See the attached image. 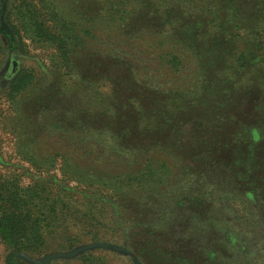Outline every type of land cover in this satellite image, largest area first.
I'll list each match as a JSON object with an SVG mask.
<instances>
[{"label": "rangeland", "instance_id": "374dc122", "mask_svg": "<svg viewBox=\"0 0 264 264\" xmlns=\"http://www.w3.org/2000/svg\"><path fill=\"white\" fill-rule=\"evenodd\" d=\"M115 1L0 0V13L20 27L24 7L27 17L33 10L47 27L54 19L59 26L51 16L58 7L96 36L69 39V59L24 27L23 43L11 47L0 37V189L24 194L40 182L59 193L60 211L66 202L73 212L47 229L42 247L22 254L49 259L44 264H84L89 251L109 264H264V215L249 226L232 213L244 212L238 201L222 207L224 192L264 193V0H131L124 19L110 22ZM144 1L148 17L130 27ZM170 11L180 14L173 27L165 22ZM166 52L180 57L177 69L161 64ZM242 52L251 66L238 61ZM14 63L35 75L15 97ZM109 75L131 83L123 82L125 108L113 101ZM202 87L217 97L204 107ZM116 131L142 144L121 143ZM162 167L169 168L163 182L155 174L142 190L135 181L128 186L129 176ZM88 231L100 238L90 240ZM10 253L0 237V264H9Z\"/></svg>", "mask_w": 264, "mask_h": 264}, {"label": "trees", "instance_id": "16d2710c", "mask_svg": "<svg viewBox=\"0 0 264 264\" xmlns=\"http://www.w3.org/2000/svg\"><path fill=\"white\" fill-rule=\"evenodd\" d=\"M131 0H117L114 3V7L107 13L108 19L110 22L118 21L119 19H124V8L130 4ZM139 3V7L137 8V11L134 12L130 17L129 23L130 27L133 26V22H140L144 21L145 18L148 17L146 15V2L144 1L143 4L141 2ZM206 1L204 2V5H206ZM5 5V3H3ZM227 5V2H226ZM4 7V6H3ZM124 7V8H123ZM218 6L214 7L212 9V15L213 20H218V15L216 13ZM28 10V8H20L19 11V17L22 19V26L17 24L16 20L13 21L11 16L7 15L4 17V12L0 13V37L4 36L9 45L12 47L13 44H15L16 39H19L20 42H24L23 37V29L26 28L27 31L31 33V38L34 40H43V41H50L53 43H56L59 47L61 56L63 58L69 59V52L70 49H68L67 41L69 39L75 40L76 42H83L85 37H94L95 34L93 33V30H91V27H80L79 29L74 27V22L70 21V19L67 17V14L65 12H62V15H60L59 9L57 7L56 10L52 9L51 16L55 17L58 21L57 26L55 23V19L51 22L54 24V26H51V28L47 27L46 22L42 20H38L36 15L34 14L35 11H30V17H27L24 10ZM62 10V11H63ZM75 11H79L78 7L75 9ZM36 13V12H35ZM77 13H80L77 12ZM157 12L154 14V18H162V13ZM82 14V13H81ZM86 13H83L84 19H90L94 20L93 17H86ZM64 15V16H63ZM216 15V16H215ZM180 14L173 13V11H170L169 14L165 17L167 18L165 22L172 23V27L174 26V21L178 20V17ZM172 20H168V18H171ZM164 24V23H163ZM162 24V25H163ZM216 24V25H215ZM192 25L187 26L186 32L191 33L193 32V29L191 28ZM214 27L216 29H220V25L216 22H214ZM138 29V28H135ZM132 28L128 30L129 35H132L131 33ZM141 31V30H140ZM96 37V36H95ZM219 48V47H218ZM3 46L0 39V61L2 59L3 55ZM113 51H118L113 49ZM121 52V50H120ZM122 53V52H121ZM115 60H118V65L121 64L123 61V56H118L115 54V56L112 57ZM238 61L241 63V60H247L246 63L243 65H249L251 66L253 61V58L249 56V54H246V52L240 53V56L237 58ZM161 64L167 63L168 65H173L174 67H179L182 63L180 57H178L173 52H166L163 53V55L160 57ZM117 64V61L114 63ZM14 74L12 77V80L9 84V93L11 96L15 97L18 94L25 91L31 84H33L35 80V75L33 72L26 68H17L16 63H14ZM202 67L208 68V64L206 62L201 63ZM123 66V62L122 65ZM206 68V69H207ZM127 68L122 67V70H126ZM109 73V72H108ZM108 80H110L113 84V101L118 103V110L125 108L127 106L128 101L125 97V86L123 84L124 80L121 77L111 76L109 75ZM125 84L130 85V82H124ZM206 86V84H205ZM202 91L204 92L201 94L200 98H198V106H203V104L208 105L211 103V99L217 98L214 94L209 93L206 91V88L202 87ZM138 90L143 93L142 88H138ZM160 95V94H159ZM136 99L135 105L137 106L136 111L139 109V103ZM142 101V100H141ZM197 101V100H196ZM135 102V101H134ZM156 105H159L158 103H155ZM155 105V107H156ZM142 104H140V108H142ZM204 107V106H203ZM111 108V107H109ZM114 108V105H113ZM191 108V106H190ZM110 112H113L112 109H106ZM188 111L190 109H187ZM139 111V110H138ZM218 109H214L213 114L218 113ZM163 112V110H162ZM166 115H171V111H164L163 113ZM114 118V115L111 116ZM93 133V132H92ZM117 134H119V139L121 143H130L133 145H141L142 141L139 140V137L136 140H131V136L128 132H121L116 131ZM163 170L160 174L157 170H154L153 168H150L149 170L144 171L142 174L138 176V178L134 179L135 176H129L126 178L128 180V186L129 187H135V190H142L140 187L143 185V182H149L157 174V177L155 178L154 182L161 183L164 180V176H166L165 170H169L168 167H162L160 168ZM190 170V167L187 168ZM164 174V176H163ZM136 182L134 186L133 182ZM154 186H149L147 188L149 191L152 190ZM151 189V190H150ZM157 189V188H155ZM254 191L253 194L250 195H241L236 196L233 191L230 192H224L223 193V205L222 207H228L229 205H235L233 200L238 201V204L243 205V211L239 212L240 210H235L233 208L232 213L234 215H237V219L239 221V215L241 222L243 224H248L249 226L254 225L257 223V214L264 215V193L261 191V188L256 187L252 188ZM60 202H62L60 195L58 192H54L53 190H50L48 186L46 188H41V183L36 184L34 187H31L29 191L26 193H20L19 189H10V190H1L0 189V237L3 240V242L6 244V246L11 250V253L8 255L7 263L9 264H28L25 260L20 258L19 254L23 253H30L31 251H34L38 247H42L45 242V234L47 233V229L51 228L54 223L60 222L62 217L65 218L68 215L73 214V212L66 210L68 207L66 202L64 203V208L60 211L59 205ZM236 204L238 207L239 205ZM235 207V206H234ZM229 208V207H228ZM66 211V213H65ZM92 211V214H95V211ZM96 219V217H94ZM205 228V225L203 226ZM206 227L205 229H207ZM187 231V227H186ZM85 236H88L90 240L95 241V239L100 238V234L97 231L87 232V234H84ZM188 235V233H187ZM186 238V237H185ZM148 243V242H147ZM146 243V244H147ZM81 261L84 262V264H109V261L106 257H98L95 255L94 252L89 251L81 255L80 257Z\"/></svg>", "mask_w": 264, "mask_h": 264}, {"label": "water", "instance_id": "95a60500", "mask_svg": "<svg viewBox=\"0 0 264 264\" xmlns=\"http://www.w3.org/2000/svg\"><path fill=\"white\" fill-rule=\"evenodd\" d=\"M19 255H20L21 257L27 259L28 261H30V262H34V263H36V264H44L45 261L47 262V261L49 260V259H46V260H44V261H40V260L35 261V260H32L31 258H29L28 256L24 255V254H19Z\"/></svg>", "mask_w": 264, "mask_h": 264}]
</instances>
